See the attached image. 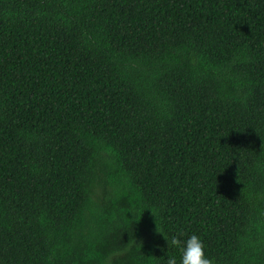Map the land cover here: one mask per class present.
<instances>
[{"label":"trees","instance_id":"16d2710c","mask_svg":"<svg viewBox=\"0 0 264 264\" xmlns=\"http://www.w3.org/2000/svg\"><path fill=\"white\" fill-rule=\"evenodd\" d=\"M193 234L264 264V0H0V264Z\"/></svg>","mask_w":264,"mask_h":264},{"label":"clouds","instance_id":"9594fccd","mask_svg":"<svg viewBox=\"0 0 264 264\" xmlns=\"http://www.w3.org/2000/svg\"><path fill=\"white\" fill-rule=\"evenodd\" d=\"M180 235L184 234L181 233ZM165 238L168 247H175L180 250V264H214V260L206 256L205 245L198 235L193 234L184 241L178 236H173L171 239L165 236ZM167 264H177L176 258L174 256L169 257Z\"/></svg>","mask_w":264,"mask_h":264}]
</instances>
